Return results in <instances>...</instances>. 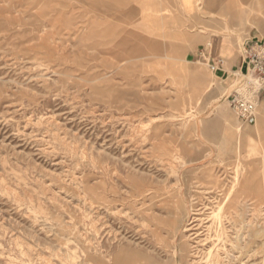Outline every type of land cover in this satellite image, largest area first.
<instances>
[{"label":"rangeland","instance_id":"1","mask_svg":"<svg viewBox=\"0 0 264 264\" xmlns=\"http://www.w3.org/2000/svg\"><path fill=\"white\" fill-rule=\"evenodd\" d=\"M156 3L0 0V264H264V101Z\"/></svg>","mask_w":264,"mask_h":264},{"label":"crops","instance_id":"2","mask_svg":"<svg viewBox=\"0 0 264 264\" xmlns=\"http://www.w3.org/2000/svg\"><path fill=\"white\" fill-rule=\"evenodd\" d=\"M143 1L157 2L162 11H170L173 18L177 17L191 29L196 42L192 54L206 60L208 65L220 60L218 68L212 72L224 85L234 74L243 71L247 44L264 43V0ZM237 44H243L242 50ZM259 100L264 101V92ZM217 113L221 114V110Z\"/></svg>","mask_w":264,"mask_h":264},{"label":"built area","instance_id":"3","mask_svg":"<svg viewBox=\"0 0 264 264\" xmlns=\"http://www.w3.org/2000/svg\"><path fill=\"white\" fill-rule=\"evenodd\" d=\"M244 54V69L227 83L225 98L241 122L252 124L256 120L259 96L264 92V43L247 44ZM219 64L220 60L212 62L210 70L216 71Z\"/></svg>","mask_w":264,"mask_h":264}]
</instances>
